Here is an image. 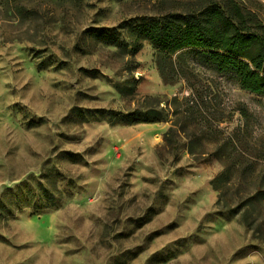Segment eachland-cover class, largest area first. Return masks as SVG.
Segmentation results:
<instances>
[{
    "label": "rangeland",
    "instance_id": "obj_1",
    "mask_svg": "<svg viewBox=\"0 0 264 264\" xmlns=\"http://www.w3.org/2000/svg\"><path fill=\"white\" fill-rule=\"evenodd\" d=\"M206 2L0 0V264H264V93L135 30Z\"/></svg>",
    "mask_w": 264,
    "mask_h": 264
},
{
    "label": "trees",
    "instance_id": "obj_2",
    "mask_svg": "<svg viewBox=\"0 0 264 264\" xmlns=\"http://www.w3.org/2000/svg\"><path fill=\"white\" fill-rule=\"evenodd\" d=\"M254 14L234 0H207L198 10L167 14L135 27L156 49H198L202 61L218 72L236 75L242 89L264 93V38L250 24ZM160 112H135L126 123H152Z\"/></svg>",
    "mask_w": 264,
    "mask_h": 264
}]
</instances>
